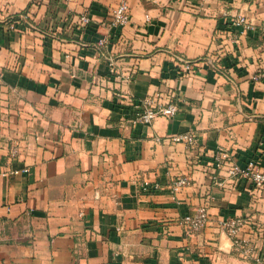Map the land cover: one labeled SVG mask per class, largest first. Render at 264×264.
<instances>
[{"label": "crops", "instance_id": "crops-1", "mask_svg": "<svg viewBox=\"0 0 264 264\" xmlns=\"http://www.w3.org/2000/svg\"><path fill=\"white\" fill-rule=\"evenodd\" d=\"M120 1L0 0V264H264V186L228 173L264 168V0H127L116 28ZM168 88L177 113L134 122ZM230 217L262 261L235 251Z\"/></svg>", "mask_w": 264, "mask_h": 264}, {"label": "built area", "instance_id": "built-area-1", "mask_svg": "<svg viewBox=\"0 0 264 264\" xmlns=\"http://www.w3.org/2000/svg\"><path fill=\"white\" fill-rule=\"evenodd\" d=\"M69 1V0H66ZM81 21L88 24L91 21L89 14L83 13L80 17ZM131 19L130 7L127 0H121L113 10V16L110 21L112 27L119 28L127 24ZM237 24H243L248 29L254 28V25L244 17L236 19ZM11 27H15V24H11ZM110 43V35H105L99 39L98 45L108 46ZM183 69L191 70L193 62L191 60H183ZM137 113L134 117V122L150 124L158 116H174L178 109V95L171 88L161 89L153 94L145 96L140 103L136 105ZM184 139L189 145L196 143L195 135L188 134H175L172 140ZM15 149L14 152H16ZM232 158L229 151L221 149L216 154L218 165L224 161H229ZM19 171V170H16ZM23 171H29V168L25 167ZM228 173L230 176H247L257 186H264V168L261 167L255 159H250L244 166L240 165L237 160H232L228 167ZM191 183V178L187 175H181L175 178L171 183V188L174 191H179L184 186ZM209 222V211L206 206L199 207L194 213L187 214L183 217V223L186 230L190 234L201 232ZM244 217H230L222 220V227L233 239L234 249L239 255L246 259H251L256 262L262 261V257L259 254L258 246L255 241L241 236L240 232L242 227L246 224Z\"/></svg>", "mask_w": 264, "mask_h": 264}, {"label": "trees", "instance_id": "trees-1", "mask_svg": "<svg viewBox=\"0 0 264 264\" xmlns=\"http://www.w3.org/2000/svg\"><path fill=\"white\" fill-rule=\"evenodd\" d=\"M13 19H16V16H14L13 18H11V20H13ZM192 61V60H191ZM193 62V61H192Z\"/></svg>", "mask_w": 264, "mask_h": 264}]
</instances>
